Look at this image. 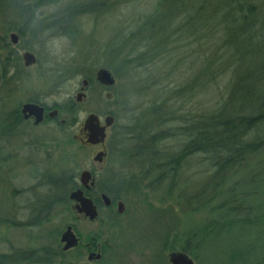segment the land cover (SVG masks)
<instances>
[{
	"label": "rangeland",
	"instance_id": "1",
	"mask_svg": "<svg viewBox=\"0 0 264 264\" xmlns=\"http://www.w3.org/2000/svg\"><path fill=\"white\" fill-rule=\"evenodd\" d=\"M223 2L210 0L204 13V19L213 20L217 26L215 32L207 36L205 51L199 50L192 39L183 37L176 44L171 39L170 47L162 42L161 47L168 45L162 50L158 43L164 35L159 29L172 21L157 17L153 20L157 23L155 29L145 28L146 36L155 31L154 40L146 48L141 47L127 58L113 57L108 64L118 33L130 35L147 21L146 18L154 15L155 0L121 5L116 11H106L103 17L97 16L94 20L85 16L81 20L75 18L73 25L83 26L73 40L62 36L63 25L54 22L65 13L69 1L60 0L27 10L21 7L20 0H0V59L7 50L20 57L19 73L10 70V75L0 84V132L9 117V122L13 121V112L31 100L47 102L50 107L72 106L75 122L79 123L77 128L70 126L68 136L64 137L58 136L52 126L49 131L43 127L31 132L28 138L16 136L15 131L4 139L0 137V252L11 255L8 258L13 256L7 264H36L16 257L15 251L46 249H49V264H90L82 250L67 255L62 252L60 236L73 219L74 205L60 202L64 195L72 192L69 185L63 186L64 179L72 177L80 184L84 171L94 172L102 191L109 183L120 184L121 173L132 171L141 177L143 163L140 160L145 163L151 160L120 157L115 149L110 152L107 144L108 157L101 169L93 162L94 154L101 147H84L72 140L89 114L99 116L102 123L105 117H114L115 125L128 132L135 130V135L141 138L137 145L146 148L143 155L155 151L176 153L181 141L165 136L167 132L176 134L182 124L163 117L167 109H161L160 105L166 91L192 84L197 68L213 63L218 48L223 49L218 60L224 57V69L233 66L246 70L255 65L258 56L247 55L245 48L246 42L252 39L251 33L245 25H235L223 18L226 9ZM187 4L191 7V0ZM255 6L258 12H263L264 0H257ZM73 25L65 27L68 32ZM184 28V36L189 32L194 35L193 19L187 26L184 24ZM11 33L20 37V45L11 43ZM172 49L176 50L172 52ZM24 52L36 56L38 62L34 67L25 68ZM97 58L99 62H91ZM218 60L214 67L222 62ZM80 62L83 70L76 67L77 63L82 65ZM100 69L113 73L114 87L107 89L99 85L96 74ZM229 78L227 72L209 90L205 98L210 106L216 107L224 100ZM84 80L90 85L85 89L86 97L78 103L76 98ZM107 92L113 96L111 101L105 98ZM193 95L191 100V93L184 94L182 102H186V106H174V110L181 108L183 114L201 110L197 106V93ZM160 138L164 140L160 142ZM171 158L177 157H156L153 166ZM214 174L215 170L208 168L206 156L196 155L185 160L178 176L165 173L167 177L161 178L160 185L155 183L164 172L157 170L153 177L143 176L144 180L138 181L133 189L123 188L119 196L125 205L124 214L117 213V206L114 209L101 206L100 222L78 223L84 243L94 239L105 245L104 261L93 264H170L171 252H182L185 246L195 264H264V209L261 208L264 205V151L258 157H251L229 178L216 179ZM211 182L222 192L221 197L213 193V186L208 187ZM100 190L99 196L105 193ZM231 192L238 196L235 200L240 205L243 200V205L247 206L233 215L220 207L226 200L223 195ZM248 194L250 197L246 200ZM53 197L57 198L54 203L57 205L47 209L45 202Z\"/></svg>",
	"mask_w": 264,
	"mask_h": 264
},
{
	"label": "trees",
	"instance_id": "2",
	"mask_svg": "<svg viewBox=\"0 0 264 264\" xmlns=\"http://www.w3.org/2000/svg\"><path fill=\"white\" fill-rule=\"evenodd\" d=\"M21 7L27 10L39 9L46 5L54 4L60 0H20ZM70 3L67 4V8L64 14L60 15L58 19L54 22L55 24H62L61 35L67 36L70 39H74L76 35L82 32V26L78 24L73 25L75 18L91 17L93 20L97 16L103 17L102 15L107 11H116L121 5H129L135 3L137 0H67ZM188 1L190 0H155L154 15L146 18V22H142L136 30L130 33V35H125L123 32L117 35L116 48L111 51L108 58V64H110L113 57L117 59L130 57L135 51L141 47L146 48L148 44L154 39L155 31H151L150 36L145 35V28L147 26L155 29L157 26V17L171 19V23L162 26L159 31L164 35L161 43H158L161 47L162 42L169 45H173L171 39L174 43H178L181 37L184 39H192L195 41V45L201 51L207 45V36L213 34L217 29V26L213 23V20H205L204 13L207 12V5L210 0H191V7L188 6ZM257 0H224L223 4L226 9L223 11V18L227 20L230 19L235 25L242 24L245 25L248 32L251 33L252 39L246 42V54L251 55V57L258 56L255 65H252L249 69L235 68L233 66L224 65V58H220L222 61L218 67L216 66V59L221 56L223 51L222 48H218L217 56L213 63L203 64L200 68H197L196 79H193L192 84H187L185 88H178L174 90L166 91L163 95V100L161 103V109H167L163 113L165 120H176L181 121V126L177 129V133L171 134L167 132L166 138L174 137L179 138L181 141L180 149L176 153L162 154L160 151L149 152L143 155L146 149L144 145L137 143L141 142V138L135 135V130L133 132H128L126 128L119 127L115 125L109 135L107 144L108 149L112 152L114 149L119 153L120 157H177L168 159L165 162V172L166 174L172 175L173 177L178 176V172L181 170L183 163L188 157H194L198 155H204L208 161V168L215 170V178L225 179L224 177H231L239 172L241 167L247 162L251 157H258L261 152L264 151V89L262 85L264 83V10L263 12H258L255 2ZM111 9V10H110ZM192 13V17H191ZM218 11H216V14ZM261 13V14H258ZM160 15V16H159ZM261 17H260V16ZM211 15H207L209 18ZM214 20L215 18L212 17ZM193 19V30L194 35L184 36L182 31H184V24L187 26ZM189 21V22H187ZM175 22L177 24L175 25ZM68 25H73L68 32ZM176 27V28H175ZM216 28V29H215ZM154 32V33H153ZM204 32H208L203 34ZM249 33V34H250ZM247 35V34H246ZM132 42V43H131ZM170 42V44H169ZM166 47H161L162 50ZM165 49V50H166ZM164 50V51H165ZM176 49H172V52ZM205 51V50H204ZM171 52V48L169 49ZM20 57L14 55L11 51L7 50L0 63L4 69L5 79L10 75V70H15V73H19L20 68ZM220 60H218L220 62ZM241 59L239 62H242ZM88 61V60H86ZM99 58L92 59L91 62H99ZM81 63V62H80ZM76 67L83 70V63ZM260 70V71H259ZM229 72L230 78L229 82L224 88L226 95L221 104L210 106L209 102L206 101V95L209 90L217 85L222 76ZM260 72V73H258ZM80 74V73H79ZM183 89V90H182ZM197 93V106L198 112H191L183 114L181 108L174 110V106H186V102L183 104L182 97L184 94L191 93V100L194 99L193 93ZM64 112L68 113L70 125L73 124L75 120V113L72 106L63 107ZM164 138V136H163ZM164 139L160 138V142ZM151 150V149H150ZM143 164L145 160H140ZM147 169L142 168L140 170L139 177L138 173L128 171L121 173L119 175L120 184H111L109 187L104 188L105 190H100V183L96 181V186L91 191L87 192L98 204L99 207L103 206L101 198L97 195L99 190L101 192L110 195L113 204L120 200L119 193L123 188L133 189L136 187V181H143ZM151 173V172H150ZM149 173V174H150ZM157 173V172H156ZM166 175V177H167ZM153 177V176H152ZM164 177V179L166 178ZM172 177V178H173ZM161 180L157 178L155 185ZM133 181H135L133 183ZM215 181V180H214ZM215 182H211L208 187L214 185ZM63 186L69 185L70 190L74 191L81 186L75 182L72 177L64 179ZM119 185V186H118ZM56 186V184H55ZM118 186V187H117ZM214 187V186H213ZM260 188V186L258 187ZM214 194H218L220 197L222 192L214 187ZM233 192L230 194L223 195L226 198L225 202L221 203V210H226L227 214L233 215L237 214L239 210L246 209L247 206L243 205V200H235ZM250 197L248 194L246 200ZM245 198V197H244ZM52 204L57 202V198L53 197L49 199ZM62 203H70L68 194L64 195L60 200ZM262 205V203H260ZM264 205L261 206V208ZM260 208V209H261ZM223 211V212H224ZM182 251L186 253L189 252L188 247H183ZM1 260V258H0Z\"/></svg>",
	"mask_w": 264,
	"mask_h": 264
},
{
	"label": "water",
	"instance_id": "3",
	"mask_svg": "<svg viewBox=\"0 0 264 264\" xmlns=\"http://www.w3.org/2000/svg\"><path fill=\"white\" fill-rule=\"evenodd\" d=\"M20 37L16 33L10 34V41L14 46L20 45ZM23 64L25 68L34 67L38 60L36 56L30 52H24L22 55ZM2 80V74L0 72V83ZM96 81L99 85L104 86L107 89L116 85V79L113 73L108 69H100L96 74ZM89 86V81L84 80L82 82V88L77 95L76 101L81 103L86 97L85 89ZM105 98L111 101L113 96L110 92H107ZM23 115L28 119L30 117L36 118V124H40L43 121V108L34 104H26L23 107ZM56 114V112L54 113ZM82 124L83 132L87 135L85 138L74 137V140L78 141L84 147H101V150L94 154L93 162L101 165V169L105 164V160L108 157L107 140L109 132L115 125V118L111 116L105 117L103 123L99 116L96 114H89ZM80 185L82 188L74 190L69 195V200L75 204L74 210L77 215H83L91 223H95L99 220V208L95 200L90 197L86 192L92 190L95 187V177L92 172L84 171L80 176ZM101 200L105 207H109L112 204L111 198L107 194H102ZM125 212V205L122 202L117 204V213L122 215ZM61 244H63V252H68L79 246V239L75 236L73 228L69 227L61 236ZM100 259V254L98 255ZM171 264H195L191 257L181 251L171 252L170 254Z\"/></svg>",
	"mask_w": 264,
	"mask_h": 264
},
{
	"label": "flooded vegetation",
	"instance_id": "4",
	"mask_svg": "<svg viewBox=\"0 0 264 264\" xmlns=\"http://www.w3.org/2000/svg\"><path fill=\"white\" fill-rule=\"evenodd\" d=\"M0 72L2 74V80L1 83L5 81V75H4V69L0 63ZM0 83V84H1ZM90 85V83H89ZM101 87H104L101 85ZM105 88V87H104ZM26 104H34V105H38L41 108H43L44 112H43V121L39 124H36V118L35 117H30V118H26L23 115V107ZM56 112V114H54ZM11 119V117H9ZM9 118H8V122L7 124L1 129L0 132V137L1 138H5L7 136H11V132L13 133L14 131L17 133L16 136H22L24 138H28L27 136L30 135L31 132H37L40 129H42L43 127L48 128L49 131V126H52V128L54 129V132H56L58 134V136L64 137V135L68 136V128L71 126L73 128H77L79 123L78 122H73L72 125H70V120H69V115L68 113L64 112V110L62 109V107H50L49 103L47 102H43V101H38V100H31L28 101L24 104L21 105L20 109L17 110V112H13V121L9 122ZM15 135V134H14ZM87 135L86 132H83L82 126L81 128H79L78 130V134L73 135L72 140L73 142H77L79 143L77 140H74V137L78 136L79 138H85ZM49 140V139H48ZM14 157H20V156H14ZM151 160H148L147 163L143 164V168L147 169V173L145 174V177L149 178L150 176H154V174L157 172L158 173L160 171L164 172V175H160V177L162 179H164L165 177V162L162 161L161 164H159L157 167L153 166V163L155 162L156 158L155 157H148ZM155 159V160H153ZM160 160H158L159 162ZM98 166L101 165L96 164ZM151 172V173H150ZM150 173V174H149ZM93 176L95 177V186H96V175L94 174V172H92ZM162 179L158 181L157 185H160V183L162 182ZM138 182V181H136ZM81 186V185H80ZM82 188V187H81ZM95 188V187H94ZM92 188V189H94ZM49 196V193H48ZM102 195H100L101 198ZM48 198V197H47ZM112 200V199H111ZM120 202V200L116 201L115 204H111V206L106 207L108 209H114L115 206H117V204ZM74 204V203H72ZM53 206V205H57V204H52L49 203V199H47V201L45 202V205L47 209H49V206ZM74 205H72V215H73V219L72 221H70L67 225H65V230L64 232L69 228L72 227L73 228V232L75 233V236H77V238L79 239V246L68 251V252H63V244H61V248H62V252L67 255L70 254L71 252H75V251H84L83 253H85L86 256H88V262L90 264L93 263H101L104 261L105 258V245L100 244L99 242H95L94 239H92L93 241H88V243H84L82 236H80V233L78 232L79 228H78V223L79 222H87L89 221L88 219H86L83 215H77L76 211L74 210ZM99 208V212H100V207ZM99 222L101 221V219L99 218L98 220ZM97 221V222H98ZM90 222V221H89ZM95 222V223H97ZM104 246V247H103ZM16 257L20 258L21 260H26V261H33L36 264H49V249L43 250V251H29V250H25V251H21V250H16ZM100 254V259H98V255ZM8 253L6 252H0V264H7L8 261L12 260V258H8ZM15 259V258H14ZM20 263H22L20 261ZM171 264V263H170Z\"/></svg>",
	"mask_w": 264,
	"mask_h": 264
},
{
	"label": "bare ground",
	"instance_id": "5",
	"mask_svg": "<svg viewBox=\"0 0 264 264\" xmlns=\"http://www.w3.org/2000/svg\"><path fill=\"white\" fill-rule=\"evenodd\" d=\"M6 124H7V122H5ZM6 124H4V126L6 125ZM121 202V201H120Z\"/></svg>",
	"mask_w": 264,
	"mask_h": 264
}]
</instances>
